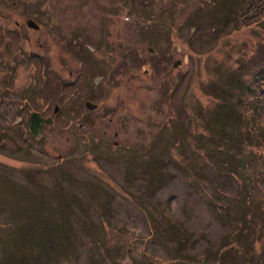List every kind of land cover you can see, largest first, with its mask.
Here are the masks:
<instances>
[{
    "label": "rangeland",
    "instance_id": "rangeland-1",
    "mask_svg": "<svg viewBox=\"0 0 264 264\" xmlns=\"http://www.w3.org/2000/svg\"><path fill=\"white\" fill-rule=\"evenodd\" d=\"M17 2L63 66L0 58V264H264V0Z\"/></svg>",
    "mask_w": 264,
    "mask_h": 264
},
{
    "label": "flooded vegetation",
    "instance_id": "flooded-vegetation-1",
    "mask_svg": "<svg viewBox=\"0 0 264 264\" xmlns=\"http://www.w3.org/2000/svg\"><path fill=\"white\" fill-rule=\"evenodd\" d=\"M18 5H19V3L17 2V0H9V1L8 0H0V58H1L3 53L7 57L10 58V60L7 62V67L10 68V69L8 68L9 70L6 72V74H9L8 78L10 77V74L13 71V69L15 68L16 64L19 63V60H21V59L26 60V61H28L30 59L38 60V62H35V67H39L40 64L42 65L43 70H41V72H40L42 75L46 74V76H47L49 68L53 69L56 73H60V68L63 66V65H61L63 63H61V61H60V58H59L60 56H58L56 58V62H55L59 68V70H57L53 66V64H54L53 58L47 56L46 52L43 50V43H38V47L40 50L35 51L33 49L32 42H30L32 39H34L36 37L35 33L38 30H40L41 32H45L44 30L46 28V25H45L46 21L42 20V23L39 22V20L41 21V13L45 7L44 8H37V9L36 8H28V10L26 8V11H24V13L22 15H20L21 14L20 9H19L20 5L19 6ZM51 19H53V18H51ZM48 21H47V23H48ZM19 29L26 30V31L30 32V34H20L19 35V32H18ZM31 30L33 32H31ZM75 39H77V38L71 39V41L67 42L64 45L65 55L67 56V58H71L72 62L75 63L74 69L72 71L71 70L69 71V74H70L69 84H73V85L77 82L78 77L77 78H70V77H74L78 73L79 69L82 66L81 59H78L77 55H75L73 53V49H74L73 46L75 45L74 44ZM19 41H27V47L25 48L23 45H19L18 44ZM25 50H27V54H23ZM19 55H20V59H19ZM47 57H48V59H46ZM0 64H1V61H0ZM75 71H77V72H75ZM1 74H4V72L1 71L0 76H1ZM42 75L40 77H42ZM101 78H102V76H100V80H101ZM46 79H47V77H45L43 80L46 81ZM98 79L99 78H97V80ZM61 82H62V85L64 86V89H66V86H67L66 83L67 82L64 80H61ZM96 91L98 92V89ZM97 92L95 94H93L91 97L87 96L84 99H81V101H84V105H85L86 101H92V98L94 96L99 95L100 92H98V93ZM74 96H77V95H74ZM103 97H104V99H106L105 96H103ZM60 100L63 101L64 99L61 98ZM65 100H66V98H65ZM22 101H24L23 98H22ZM92 103H94V102H92ZM94 104H96V106L94 108H92L91 110H88V108H86V106H85V110L81 111V113L79 114V118L81 119V121H83V116L86 113H88L93 118V121H95V118H94L95 111L101 109V107H99V105L97 103H94ZM53 111L50 114L45 115V114H41L37 110L31 109L30 114L32 112H37L43 118H49V117L52 118L51 123H46V122L42 123L40 130H39L38 137H35L33 135V133L28 128V118H29L30 114L27 118L26 125H27L28 131L30 132L31 136L33 138H35L41 145L44 144V141H45V137L43 135V130H44L45 125H51L54 121H56L57 115ZM14 125H16V122L14 123Z\"/></svg>",
    "mask_w": 264,
    "mask_h": 264
},
{
    "label": "water",
    "instance_id": "water-1",
    "mask_svg": "<svg viewBox=\"0 0 264 264\" xmlns=\"http://www.w3.org/2000/svg\"><path fill=\"white\" fill-rule=\"evenodd\" d=\"M178 63V61H174L173 63V66H176ZM85 106L86 108H88V110H91L92 108H94L96 106V104L90 102V101H86L85 102ZM58 109V106L55 105L54 107V113L55 111ZM52 121V118L49 117V118H43L39 115V113L37 112H32L28 118V128L29 130L33 133V135L35 137H38V134H39V130H40V127L42 125L43 122H46V123H51ZM83 121L84 122H87L88 124H93V118L88 114L86 113L84 116H83Z\"/></svg>",
    "mask_w": 264,
    "mask_h": 264
},
{
    "label": "trees",
    "instance_id": "trees-1",
    "mask_svg": "<svg viewBox=\"0 0 264 264\" xmlns=\"http://www.w3.org/2000/svg\"><path fill=\"white\" fill-rule=\"evenodd\" d=\"M246 67L253 68L255 71L264 72V46L259 45L256 53L251 57L244 58L242 61ZM236 70L241 72V67L239 66ZM246 93V92H245ZM246 95L245 97H247ZM249 97V96H248Z\"/></svg>",
    "mask_w": 264,
    "mask_h": 264
}]
</instances>
